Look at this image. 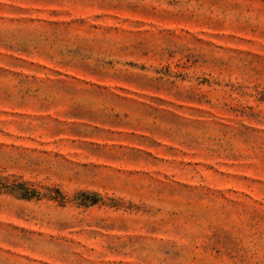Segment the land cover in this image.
Listing matches in <instances>:
<instances>
[{"label": "rangeland", "instance_id": "1", "mask_svg": "<svg viewBox=\"0 0 264 264\" xmlns=\"http://www.w3.org/2000/svg\"><path fill=\"white\" fill-rule=\"evenodd\" d=\"M0 264H264V0H0Z\"/></svg>", "mask_w": 264, "mask_h": 264}]
</instances>
